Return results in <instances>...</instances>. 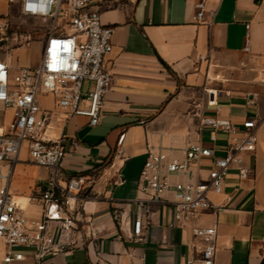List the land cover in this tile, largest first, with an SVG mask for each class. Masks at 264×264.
<instances>
[{"label": "crops", "instance_id": "crops-1", "mask_svg": "<svg viewBox=\"0 0 264 264\" xmlns=\"http://www.w3.org/2000/svg\"><path fill=\"white\" fill-rule=\"evenodd\" d=\"M193 3H101L100 22L113 33L105 58L112 84L103 97L99 123L91 127L84 116L64 120V112L56 110L48 124L49 135L61 137L63 176L91 178L81 194L82 217L74 234L78 245L50 257L48 264H184L196 256L190 248L189 225H170L169 204H148L142 214L141 241L129 239L128 230L122 232L112 214L124 211L130 228L136 200L147 198L138 190L137 179L148 146L181 149L199 142L212 146L207 130L199 131L195 118L197 112L216 114L206 106L208 90L216 91L217 115L228 118L238 130L242 131L244 119L258 120L257 143L246 156L252 174L239 179L229 172L222 193H208L213 205L224 208L199 210L191 224L215 226L214 264H264V0H207L206 8L214 15L201 24L192 21ZM17 11L18 0H0V17L11 16L14 23ZM246 40L248 51H244ZM40 101L43 108H54L51 96ZM217 138L216 145L222 146L223 136ZM201 165L200 176L205 178L208 161ZM1 168L5 171L7 165ZM14 168L11 189L14 186L27 218H38L40 204H28L25 196L36 190L48 170L30 164L23 150ZM118 176L122 181L114 185ZM180 179L185 178L171 176L169 181ZM162 197L174 199L171 192ZM0 247L4 264L5 247ZM13 264L33 263L27 258Z\"/></svg>", "mask_w": 264, "mask_h": 264}, {"label": "built area", "instance_id": "built-area-1", "mask_svg": "<svg viewBox=\"0 0 264 264\" xmlns=\"http://www.w3.org/2000/svg\"><path fill=\"white\" fill-rule=\"evenodd\" d=\"M104 1L29 0L35 11L25 12V0H18L16 16L49 23L33 67L14 69L8 63L7 57L14 50L28 48L33 39L31 31L13 26L11 16L0 17V49L4 53L0 58L1 119L4 120L9 112L4 124H0V244L5 247L4 264L27 258L33 264H48L50 257L68 253L78 245L74 234L78 233L76 223L82 217L81 194L91 178L87 175L63 176L61 164L65 153L61 137H51L47 129L56 110L64 112V120L70 116H84L91 127L99 123L103 97L112 84L105 58L112 49L113 28L100 22L99 10ZM206 1L194 0L192 21L195 24L208 23L214 15V10L206 8ZM248 50L246 40L244 51ZM198 58L201 60L203 56ZM261 75L264 84V67ZM207 94L206 106L214 108L216 114L197 112L195 118L198 130H207L212 146L200 142L181 149L148 146L137 179L138 190L147 198L136 200L130 228L124 211L112 214L118 228L122 232L128 230L129 239L141 241L142 214L148 204H169L172 209L170 225H189L193 238L190 248L196 256L188 257L184 264L197 261L214 264L215 226H195L191 222L199 210L224 208L213 205L208 193L221 194L229 172H234L239 179L252 174L246 156L254 152L257 143L258 120L246 118L241 123L242 131L238 130L228 118L217 115L216 91L208 90ZM42 96L53 98V109L41 106ZM218 134L224 138L222 146L216 145ZM72 146L75 147L76 142ZM22 150L30 164L48 170V176L36 190L25 196L28 204H40L38 218H27L11 189L14 167ZM204 160L209 165L206 177L201 178ZM4 165H7L5 171L1 168ZM171 176L185 179L172 183ZM121 181L118 176L113 184ZM165 192H171L174 199H164Z\"/></svg>", "mask_w": 264, "mask_h": 264}, {"label": "rangeland", "instance_id": "rangeland-1", "mask_svg": "<svg viewBox=\"0 0 264 264\" xmlns=\"http://www.w3.org/2000/svg\"><path fill=\"white\" fill-rule=\"evenodd\" d=\"M48 22H43L40 20L33 19H25L16 16L13 26H20L23 30L31 31V38L33 39V43L28 47H21L19 50H14L10 56L7 57L8 63L15 69L21 67H33L36 65L38 61L39 54L41 52V40L44 37V30L48 26ZM3 50L0 49V57H3ZM9 116V112L5 114L4 120H6ZM4 120L1 119L0 116V124H4ZM1 129V126H0ZM18 179V178H17ZM15 179V180H17ZM21 182L25 183V178H19ZM14 186L12 187V189ZM1 250V247H0ZM1 254V252H0Z\"/></svg>", "mask_w": 264, "mask_h": 264}, {"label": "clouds", "instance_id": "clouds-1", "mask_svg": "<svg viewBox=\"0 0 264 264\" xmlns=\"http://www.w3.org/2000/svg\"><path fill=\"white\" fill-rule=\"evenodd\" d=\"M29 10L35 11V6L29 2V0H25L24 11L27 12Z\"/></svg>", "mask_w": 264, "mask_h": 264}, {"label": "bare ground", "instance_id": "bare-ground-1", "mask_svg": "<svg viewBox=\"0 0 264 264\" xmlns=\"http://www.w3.org/2000/svg\"><path fill=\"white\" fill-rule=\"evenodd\" d=\"M0 131H1V129H0ZM24 209V208H23Z\"/></svg>", "mask_w": 264, "mask_h": 264}]
</instances>
